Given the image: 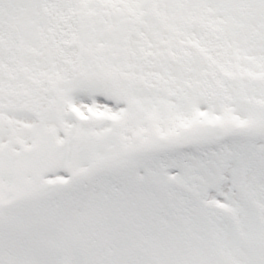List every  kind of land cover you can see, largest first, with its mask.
Returning <instances> with one entry per match:
<instances>
[{"label": "snow or ice", "instance_id": "snow-or-ice-1", "mask_svg": "<svg viewBox=\"0 0 264 264\" xmlns=\"http://www.w3.org/2000/svg\"><path fill=\"white\" fill-rule=\"evenodd\" d=\"M0 264H264V0H0Z\"/></svg>", "mask_w": 264, "mask_h": 264}]
</instances>
